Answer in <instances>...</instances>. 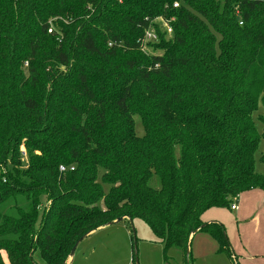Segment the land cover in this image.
<instances>
[{
  "label": "trees",
  "instance_id": "obj_1",
  "mask_svg": "<svg viewBox=\"0 0 264 264\" xmlns=\"http://www.w3.org/2000/svg\"><path fill=\"white\" fill-rule=\"evenodd\" d=\"M261 145L264 169V0H0V264H65L118 218L166 262L196 232L234 261L202 216L264 192Z\"/></svg>",
  "mask_w": 264,
  "mask_h": 264
},
{
  "label": "rangeland",
  "instance_id": "obj_2",
  "mask_svg": "<svg viewBox=\"0 0 264 264\" xmlns=\"http://www.w3.org/2000/svg\"><path fill=\"white\" fill-rule=\"evenodd\" d=\"M161 19V18H156ZM152 23L157 24V20ZM161 22V20H159ZM156 29L163 30V27L157 26ZM166 37L165 40H169ZM147 55H161L164 47L148 43L143 47ZM136 133L142 135V129L139 123V117H134ZM258 129L260 126L258 125ZM19 149L22 157L23 153ZM262 151V145L255 157V170L259 174L264 173L263 166L259 163V154ZM236 201L233 203L235 204ZM102 207V203H99ZM226 209V208H224ZM227 210V209H226ZM229 212V211H228ZM232 216L234 213H229ZM201 236V237H200ZM207 234L189 239L187 252L189 254L187 263L176 250H170L164 257V241L154 234V232L141 219L129 221L125 219L118 224L104 226L91 235L86 236L77 246L72 258H67L65 264H236L226 254L219 252L214 241L209 239ZM250 248L255 251L259 244L250 242ZM261 245L264 246V241ZM232 250V248H231ZM264 252V249H263ZM251 261L256 264H264V254H250ZM135 258V262H133ZM34 259L38 264H43L38 252H35ZM238 264V263H237Z\"/></svg>",
  "mask_w": 264,
  "mask_h": 264
},
{
  "label": "crops",
  "instance_id": "obj_3",
  "mask_svg": "<svg viewBox=\"0 0 264 264\" xmlns=\"http://www.w3.org/2000/svg\"><path fill=\"white\" fill-rule=\"evenodd\" d=\"M230 212L234 215L229 214ZM202 222L222 224L232 248L234 262L256 264L251 261L250 254L253 252L264 254V246L261 245L264 241V192L259 190L247 191L238 197L234 209L231 207L227 210L224 208L211 209L204 213ZM203 234L206 233L196 232L190 236V239L194 241L195 238ZM209 239L214 241L211 237ZM250 242H254L255 245L259 244V247L252 251Z\"/></svg>",
  "mask_w": 264,
  "mask_h": 264
},
{
  "label": "built area",
  "instance_id": "obj_4",
  "mask_svg": "<svg viewBox=\"0 0 264 264\" xmlns=\"http://www.w3.org/2000/svg\"><path fill=\"white\" fill-rule=\"evenodd\" d=\"M177 7V3H175L173 5V8ZM157 20V24H154L151 22L150 27L144 31L143 37H142V46H146L148 43L154 44L158 42V35H157V31L159 34H163L165 35V37H171L172 35V29L169 25V22H172L173 19H171L170 21H165L164 19H156ZM159 20H161V22H159ZM241 24V23H240ZM162 26L163 30H157L156 28L157 26ZM49 32H51L49 30ZM21 152L23 153L22 155H25V152L23 151V149H21ZM60 172H63L65 169L64 167L60 166L59 167ZM70 170H73V168H70ZM235 208V204L231 205V209Z\"/></svg>",
  "mask_w": 264,
  "mask_h": 264
},
{
  "label": "water",
  "instance_id": "obj_5",
  "mask_svg": "<svg viewBox=\"0 0 264 264\" xmlns=\"http://www.w3.org/2000/svg\"><path fill=\"white\" fill-rule=\"evenodd\" d=\"M123 219H124V218H118V219L114 220L113 222L108 223L106 226H111V225H113V224H118V223H120ZM128 220H129V219H128ZM84 238H85V237H82L81 239H79V240L75 243V245L73 246V248H72V250H71V252H70L69 258H72V257H73L74 252H75V250H76L78 244H79Z\"/></svg>",
  "mask_w": 264,
  "mask_h": 264
}]
</instances>
